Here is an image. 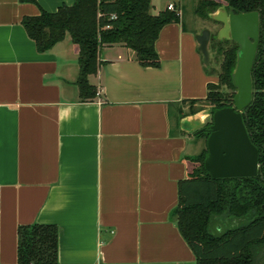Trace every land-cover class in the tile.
<instances>
[{
    "label": "crops",
    "instance_id": "0c3cea01",
    "mask_svg": "<svg viewBox=\"0 0 264 264\" xmlns=\"http://www.w3.org/2000/svg\"><path fill=\"white\" fill-rule=\"evenodd\" d=\"M75 2L0 0V264H18V230L34 224L57 226L58 264H197L171 214L198 166L192 128L208 118L179 123V108L218 82L200 32L182 16L166 25L159 68L121 44L104 47L89 77L97 96L82 102L71 36L39 53L22 25ZM164 10L152 0L153 15Z\"/></svg>",
    "mask_w": 264,
    "mask_h": 264
},
{
    "label": "trees",
    "instance_id": "16d2710c",
    "mask_svg": "<svg viewBox=\"0 0 264 264\" xmlns=\"http://www.w3.org/2000/svg\"><path fill=\"white\" fill-rule=\"evenodd\" d=\"M221 8L236 14H260V38L252 74L256 92L243 114L247 132L259 151L260 171L253 178L214 179L205 169L208 150L202 152L193 159L198 164L194 172L179 184V205L171 218L195 253L197 264H264V0H199L196 14L213 20L212 15ZM151 10L152 0H76L72 6L63 5L54 13L41 10L37 16H26L22 25L39 53L53 49L67 34L71 36L80 49L76 84L80 100L86 102L97 96V88L89 77L97 74L100 53L106 46L121 44L132 50L142 67L161 66L156 42L162 29L179 22L181 16L168 8L156 15ZM211 45L223 56L221 73L219 83L208 85L207 98L200 103H209L214 113L234 106L233 73L239 46L230 39L216 38H212ZM207 70L213 74L209 66ZM211 125L212 122L205 127ZM199 137L208 140L209 133ZM218 219L229 224L219 230ZM58 239L57 226H21L18 264H58Z\"/></svg>",
    "mask_w": 264,
    "mask_h": 264
},
{
    "label": "water",
    "instance_id": "95a60500",
    "mask_svg": "<svg viewBox=\"0 0 264 264\" xmlns=\"http://www.w3.org/2000/svg\"><path fill=\"white\" fill-rule=\"evenodd\" d=\"M212 18L223 24L218 39H230L239 46L233 73L236 95L233 107L211 113L212 125L209 128L199 122L192 129L196 135L209 133L205 169L212 178H253L260 171L259 151L247 132L243 114L253 102L256 92L252 74L260 38V14H236L233 10L221 8ZM211 36L208 28L195 36L205 66L210 65ZM205 114L209 116V113Z\"/></svg>",
    "mask_w": 264,
    "mask_h": 264
},
{
    "label": "rangeland",
    "instance_id": "374dc122",
    "mask_svg": "<svg viewBox=\"0 0 264 264\" xmlns=\"http://www.w3.org/2000/svg\"><path fill=\"white\" fill-rule=\"evenodd\" d=\"M169 2L175 3L176 12L178 11L180 16H182L181 21L184 22L187 29L195 30L200 33L206 28L211 30L212 36H211V41L209 45L211 60H210L209 70L211 71V73L213 72V74L218 79V75L221 73V65L223 62V56L213 51L211 43H212V38L218 39V35H219L220 30L223 28V24L221 22L214 21V19L213 20L203 19L200 16H198L196 14V10H197V5L199 3V0H161V5H163L164 9H167V5ZM217 83H219V79ZM222 90L224 91L226 90L229 93H231V90H229L228 88L223 87ZM179 111L180 112H178V115L176 117V120L179 123L180 121L185 120L187 117L191 115H195L197 113H209L208 118L205 120L203 124L204 126L212 122L211 113L213 111V107L209 103H200L199 105L186 104L182 108H179ZM206 150H207V140L206 138H201L200 139V150H199V154L196 155V158L198 159L200 154ZM228 224H229V221L227 220L224 221V219L223 220L218 219L216 225L220 230L222 226H226Z\"/></svg>",
    "mask_w": 264,
    "mask_h": 264
},
{
    "label": "built area",
    "instance_id": "2783aa9c",
    "mask_svg": "<svg viewBox=\"0 0 264 264\" xmlns=\"http://www.w3.org/2000/svg\"><path fill=\"white\" fill-rule=\"evenodd\" d=\"M170 11H176L175 5L174 4H170L167 7Z\"/></svg>",
    "mask_w": 264,
    "mask_h": 264
}]
</instances>
